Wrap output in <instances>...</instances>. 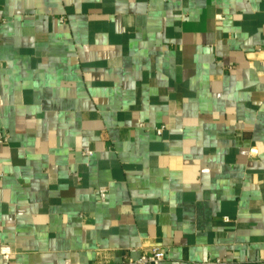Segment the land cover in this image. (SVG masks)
<instances>
[{
    "label": "crops",
    "instance_id": "crops-1",
    "mask_svg": "<svg viewBox=\"0 0 264 264\" xmlns=\"http://www.w3.org/2000/svg\"><path fill=\"white\" fill-rule=\"evenodd\" d=\"M0 134V264H264V0H0Z\"/></svg>",
    "mask_w": 264,
    "mask_h": 264
},
{
    "label": "built area",
    "instance_id": "built-area-1",
    "mask_svg": "<svg viewBox=\"0 0 264 264\" xmlns=\"http://www.w3.org/2000/svg\"><path fill=\"white\" fill-rule=\"evenodd\" d=\"M157 131L161 133L163 131V126L157 128ZM6 137L3 134H0V141H3ZM254 151V149H253ZM87 154H91L90 150H85ZM108 194L106 187H101L99 189V196L101 199H105ZM226 220H229L228 216H224ZM166 257V252L164 249L155 246L152 247L150 251L143 252L137 259L129 260L125 264H159ZM217 260L209 259L204 264H216Z\"/></svg>",
    "mask_w": 264,
    "mask_h": 264
}]
</instances>
